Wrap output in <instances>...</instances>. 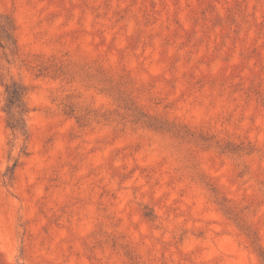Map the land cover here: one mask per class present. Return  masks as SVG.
I'll return each mask as SVG.
<instances>
[{
    "label": "rangeland",
    "instance_id": "1",
    "mask_svg": "<svg viewBox=\"0 0 264 264\" xmlns=\"http://www.w3.org/2000/svg\"><path fill=\"white\" fill-rule=\"evenodd\" d=\"M0 17V264H264V0H0Z\"/></svg>",
    "mask_w": 264,
    "mask_h": 264
},
{
    "label": "trees",
    "instance_id": "2",
    "mask_svg": "<svg viewBox=\"0 0 264 264\" xmlns=\"http://www.w3.org/2000/svg\"><path fill=\"white\" fill-rule=\"evenodd\" d=\"M1 19L2 17L0 29L3 35L0 36V48L5 49L6 44H15L14 27L8 19L2 21ZM26 92V88L17 81L6 85L5 112L8 116V125L12 131L22 135L27 134L26 116L29 110L25 100Z\"/></svg>",
    "mask_w": 264,
    "mask_h": 264
}]
</instances>
